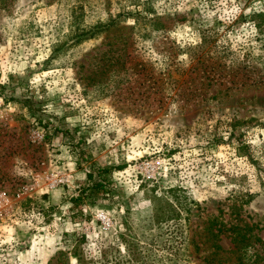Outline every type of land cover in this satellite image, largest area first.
Returning a JSON list of instances; mask_svg holds the SVG:
<instances>
[{
  "label": "rangeland",
  "instance_id": "1",
  "mask_svg": "<svg viewBox=\"0 0 264 264\" xmlns=\"http://www.w3.org/2000/svg\"><path fill=\"white\" fill-rule=\"evenodd\" d=\"M0 82V264H264V0H0Z\"/></svg>",
  "mask_w": 264,
  "mask_h": 264
},
{
  "label": "trees",
  "instance_id": "2",
  "mask_svg": "<svg viewBox=\"0 0 264 264\" xmlns=\"http://www.w3.org/2000/svg\"><path fill=\"white\" fill-rule=\"evenodd\" d=\"M103 28V25H97L96 27H94V29H92L87 35V37H89V34L90 35H93L95 34L97 31H100L102 30ZM2 83L0 82V87H2L1 85ZM27 107L28 109L30 110V112H34L35 113V108L33 107V101H31V99L29 97L27 98H24V100L22 101ZM45 126H47V123H45ZM242 147H240V150H241ZM125 165H119L117 166L116 168L118 169H122ZM113 170V167H99L97 169L95 168H89L87 170V173H86V176H87V181H86V184L83 185L81 188H80V191L79 193L75 194V195H72L70 197V201L74 204L75 207H78V206H81L82 204H84L87 200V198L89 196H91V194L93 193H97L99 191H103V192H108L111 190V183L109 182L108 178L105 176V174L111 172ZM171 211L172 213L174 214H177V207H178V204L175 205V207L173 205H171ZM52 208V207H51ZM164 215H162L161 213H154L152 215V219H153V222L154 223H160L162 221H165L166 219H170L171 216L173 215H167L166 212H163ZM217 223V221L215 220H212V227L213 225H215ZM246 228H247V231H250L252 230V228L255 226V225H252V226H248V225H245ZM238 235L242 234V231L240 230L238 233ZM243 238L239 239L236 235L233 236L232 240L236 243L237 246H239V251L241 252L242 251V248H244L245 246H241V244L243 242H245V238H246V234H242ZM141 241L137 243V246L140 247ZM142 257H141V253L137 254L135 253L133 256L130 257V260H140ZM239 260L241 262H243V257L242 255H239Z\"/></svg>",
  "mask_w": 264,
  "mask_h": 264
}]
</instances>
